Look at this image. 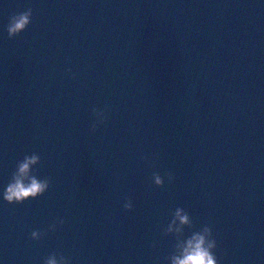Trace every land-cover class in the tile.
<instances>
[{
    "label": "water",
    "instance_id": "95a60500",
    "mask_svg": "<svg viewBox=\"0 0 264 264\" xmlns=\"http://www.w3.org/2000/svg\"><path fill=\"white\" fill-rule=\"evenodd\" d=\"M33 153L49 188L0 200L2 264H167L177 208L264 264V2L0 0V191Z\"/></svg>",
    "mask_w": 264,
    "mask_h": 264
},
{
    "label": "clouds",
    "instance_id": "9594fccd",
    "mask_svg": "<svg viewBox=\"0 0 264 264\" xmlns=\"http://www.w3.org/2000/svg\"><path fill=\"white\" fill-rule=\"evenodd\" d=\"M264 2V0H262ZM32 20V11L22 12L14 15L7 25L8 36L15 37L25 31ZM71 71V70H69ZM94 121L90 131L94 132L99 124L107 120L106 110L92 109ZM40 157L33 153L26 155L16 165L12 179L3 186L0 191V200L7 204H22L29 199H35L43 195L49 188L48 180L38 179L33 174V168L39 163ZM155 184L162 185L163 179L160 175L153 176ZM125 210H131L133 204L126 201L123 205ZM64 219L60 218L49 225V231H55L57 225H63ZM191 232L185 234V228ZM193 222L189 214L182 208H177L173 214L171 223L164 229L165 235H174L176 243L172 253L165 259L167 264H220L216 256L217 241L213 237L212 228L208 225L192 230ZM45 235L40 230H33L30 239L39 241ZM2 264V262H0ZM43 264H71L70 260L61 253L48 255Z\"/></svg>",
    "mask_w": 264,
    "mask_h": 264
}]
</instances>
